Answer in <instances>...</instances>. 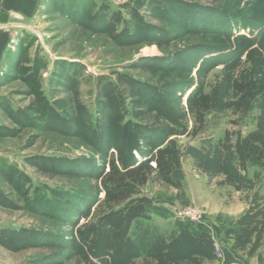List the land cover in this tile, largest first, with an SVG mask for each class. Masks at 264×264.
Instances as JSON below:
<instances>
[{
	"label": "rangeland",
	"instance_id": "374dc122",
	"mask_svg": "<svg viewBox=\"0 0 264 264\" xmlns=\"http://www.w3.org/2000/svg\"><path fill=\"white\" fill-rule=\"evenodd\" d=\"M26 7L0 34V264H264V0Z\"/></svg>",
	"mask_w": 264,
	"mask_h": 264
},
{
	"label": "trees",
	"instance_id": "16d2710c",
	"mask_svg": "<svg viewBox=\"0 0 264 264\" xmlns=\"http://www.w3.org/2000/svg\"><path fill=\"white\" fill-rule=\"evenodd\" d=\"M136 68L141 69V70L146 71V72H151L153 74L156 72L155 69L153 68V66L149 65V64L139 65ZM98 92L104 98V102H105L106 106L112 107V95L109 92L108 88L105 85L101 86V84L98 83ZM130 92L132 93L133 97L138 95L134 90H131ZM259 92H262L261 93L260 108L262 109V112H263L262 121H264V89L263 90L259 89ZM136 104L134 105L135 108L138 107ZM135 114H136V117H138V118H140L142 116V113L140 111L139 112L136 111ZM262 124L263 125L260 127L259 131L263 135L264 134V123H262ZM137 134L140 136V138H142L145 146H147V147L152 146V140L151 139L144 137V136L142 137L139 134V131ZM261 145H262V147H264V142H262ZM242 147H243L242 150L244 151V157H246V158H249V155L253 156L256 153L257 148L254 149V147L252 145H250L248 143V141L244 142ZM164 152H166V150L159 151L160 156H158V161H159L160 167H168V166L170 167V166H172L173 162L171 161V159H163L165 157L161 156V155ZM32 166L42 176L53 177V176H57V175H65V176L69 175L68 173H63V172L58 171L55 168L53 163H46V161H40L39 163H32ZM174 168H176V167H174ZM147 178L148 177H147V172L145 170V163H139L136 166L129 165L128 167L124 168V170L119 175H116L112 171L108 172L103 177V180H104L103 183H105V184H118V185L129 184V185H135V186H144L147 182Z\"/></svg>",
	"mask_w": 264,
	"mask_h": 264
},
{
	"label": "crops",
	"instance_id": "0c3cea01",
	"mask_svg": "<svg viewBox=\"0 0 264 264\" xmlns=\"http://www.w3.org/2000/svg\"><path fill=\"white\" fill-rule=\"evenodd\" d=\"M30 1L31 0H0L1 35L5 34V32L10 33V29L18 26V20H22L24 18V14L27 11L26 6L30 3ZM3 29L6 31H3Z\"/></svg>",
	"mask_w": 264,
	"mask_h": 264
}]
</instances>
